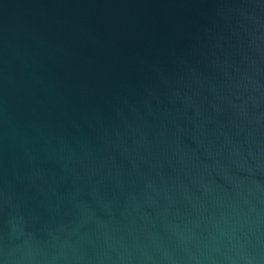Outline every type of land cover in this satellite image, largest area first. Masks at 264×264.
<instances>
[{"label":"water","instance_id":"95a60500","mask_svg":"<svg viewBox=\"0 0 264 264\" xmlns=\"http://www.w3.org/2000/svg\"><path fill=\"white\" fill-rule=\"evenodd\" d=\"M0 264H264V0H0Z\"/></svg>","mask_w":264,"mask_h":264}]
</instances>
